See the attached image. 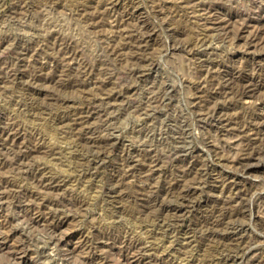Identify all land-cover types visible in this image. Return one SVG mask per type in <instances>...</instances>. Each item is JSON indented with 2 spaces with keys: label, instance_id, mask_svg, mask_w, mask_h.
<instances>
[{
  "label": "rangeland",
  "instance_id": "obj_1",
  "mask_svg": "<svg viewBox=\"0 0 264 264\" xmlns=\"http://www.w3.org/2000/svg\"><path fill=\"white\" fill-rule=\"evenodd\" d=\"M0 264H264V0H0Z\"/></svg>",
  "mask_w": 264,
  "mask_h": 264
}]
</instances>
